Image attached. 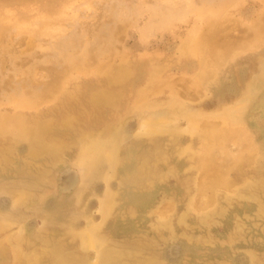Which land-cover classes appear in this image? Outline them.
Returning a JSON list of instances; mask_svg holds the SVG:
<instances>
[{
    "label": "rangeland",
    "instance_id": "rangeland-1",
    "mask_svg": "<svg viewBox=\"0 0 264 264\" xmlns=\"http://www.w3.org/2000/svg\"><path fill=\"white\" fill-rule=\"evenodd\" d=\"M263 86L264 0H0V264H264Z\"/></svg>",
    "mask_w": 264,
    "mask_h": 264
},
{
    "label": "bare ground",
    "instance_id": "bare-ground-1",
    "mask_svg": "<svg viewBox=\"0 0 264 264\" xmlns=\"http://www.w3.org/2000/svg\"><path fill=\"white\" fill-rule=\"evenodd\" d=\"M249 8V7H248ZM245 20V19H244ZM248 33V32H247ZM251 33V32H250ZM245 36V35H244ZM46 38V37H45ZM242 38V37H241ZM204 39V38H203ZM205 40V39H204ZM209 40V39H208ZM97 41V40H96ZM245 42V41H244ZM207 43H208V41H207ZM211 43V42H210ZM209 44V43H208ZM76 50V49H75ZM77 52V51H76ZM208 52V51H207ZM185 53V52H184ZM222 55V54H221ZM221 55H220V57H221ZM212 59V58H211ZM215 59V58H214ZM213 60V59H212ZM82 61V60H81ZM81 61H79L81 64H82V62ZM81 64H80V66H81ZM211 68V67H210ZM122 69V68H121ZM126 69V68H125ZM128 69V68H127ZM46 70H47V68H46ZM208 70V69H207ZM210 70V69H209ZM116 71V70H115ZM121 71V70H120ZM122 71H124V69L122 70ZM121 71V72H122ZM22 73V72H21ZM45 73V72H44ZM112 73V72H111ZM117 73V72H116ZM213 73V72H212ZM47 74V73H46ZM127 74V73H126ZM43 75V74H42ZM116 75V74H115ZM213 75V74H212ZM111 77H112V74H111ZM116 78V77H115ZM209 78V77H208ZM116 81V80H115ZM118 81V80H117ZM155 81V80H154ZM109 82V81H108ZM264 87V86H263ZM262 87V88H263ZM262 90V89H261ZM264 91V90H263ZM257 95H259V94H257ZM100 96V95H99ZM141 96V95H140ZM253 96V95H252ZM261 97V96H260ZM95 99V98H94ZM93 99V100H94ZM105 99V98H104ZM262 101V100H261ZM263 102H264V100H263ZM146 104V103H145ZM139 113V112H138ZM155 114V113H154ZM157 114V113H156ZM141 115H142V113H141ZM235 115H236V113H235ZM146 116V115H145ZM164 116V115H163ZM165 117V116H164ZM236 117V116H235ZM239 117V116H238ZM146 118V117H145ZM162 118V117H161ZM240 118V117H239ZM160 119V118H159ZM204 119V118H203ZM227 119V118H226ZM241 119V118H240ZM245 119V118H244ZM145 120V119H144ZM156 120V119H155ZM224 120V119H223ZM158 121V120H157ZM221 121V120H220ZM144 122V121H143ZM203 122V121H202ZM229 122V121H228ZM154 123H155V121H154ZM153 123V124H154ZM205 123V122H204ZM226 124V123H225ZM232 124V123H231ZM239 124V123H238ZM156 125H157V122H156ZM198 125V124H197ZM205 125V124H204ZM225 127V126H224ZM230 127H231V125H230ZM3 128V127H2ZM33 128V127H32ZM23 129V128H22ZM111 129V128H110ZM109 129V130H110ZM223 129H225V128H223ZM158 130V129H157ZM22 131V130H21ZM34 131H35V129H34ZM33 131V132H34ZM173 131V130H172ZM219 131V130H218ZM208 132V131H207ZM210 132H212V131H210ZM227 133V132H226ZM211 134V133H210ZM223 134V133H222ZM27 135V134H26ZM114 138V137H113ZM218 139V138H217ZM111 140V139H110ZM205 140V139H204ZM219 142V141H218ZM107 144H108V142H107ZM204 144V143H203ZM90 145V144H89ZM88 145V146H89ZM113 147V146H112ZM221 147V146H220ZM106 148V147H105ZM253 148V147H252ZM221 149V148H220ZM219 149V150H220ZM108 150V149H107ZM256 150V149H255ZM113 152V151H112ZM207 152H208V150H207ZM252 152V151H251ZM206 153V152H205ZM205 155V154H204ZM212 155V154H211ZM112 156H114V154L112 155ZM208 156V155H207ZM213 156V155H212ZM204 157H206V156H204ZM114 158V157H113ZM202 158V157H201ZM208 158V157H207ZM204 159H206V158H204ZM251 160V159H250ZM206 162L208 161V159L207 160H205ZM204 162V161H203ZM205 162V163H206ZM203 166V165H202ZM205 168V167H204ZM207 168H208V166H207ZM69 170V169H68ZM78 175V174H77ZM68 176V175H67ZM63 180V179H62ZM200 181V180H199ZM208 189V188H207ZM211 189V188H210ZM206 192V191H205ZM212 203V202H211ZM211 205V204H210ZM194 207V206H193ZM195 208V207H194ZM199 211V210H198ZM1 225V224H0ZM90 229V228H89ZM88 230V229H87ZM86 233H88V232H86ZM80 234V233H79ZM95 234V233H94ZM93 234V235H94ZM77 235V234H76ZM97 236V235H96ZM87 237V236H86ZM93 238V237H92ZM97 241V240H96ZM95 249H96V247H95ZM18 250V249H17ZM82 252V251H81ZM84 252V251H83ZM66 263V262H65Z\"/></svg>",
    "mask_w": 264,
    "mask_h": 264
},
{
    "label": "water",
    "instance_id": "water-1",
    "mask_svg": "<svg viewBox=\"0 0 264 264\" xmlns=\"http://www.w3.org/2000/svg\"><path fill=\"white\" fill-rule=\"evenodd\" d=\"M173 251V250H172Z\"/></svg>",
    "mask_w": 264,
    "mask_h": 264
}]
</instances>
